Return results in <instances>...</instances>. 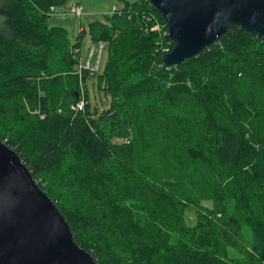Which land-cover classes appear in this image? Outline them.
Returning a JSON list of instances; mask_svg holds the SVG:
<instances>
[{
	"label": "trees",
	"instance_id": "obj_1",
	"mask_svg": "<svg viewBox=\"0 0 264 264\" xmlns=\"http://www.w3.org/2000/svg\"><path fill=\"white\" fill-rule=\"evenodd\" d=\"M64 2L0 0V140L55 202L75 242L101 264H264V37L231 24L164 65L163 48L173 44L162 15L148 0L125 2L89 23L91 40L106 42L105 64L90 76L77 68L84 31L73 39L49 26ZM91 77L102 107L88 101ZM83 84L86 104L74 111ZM165 144L196 183L209 177L232 201L231 215L252 234L243 259L208 217L198 230L183 224L179 197L195 193L176 194L177 183L145 157ZM156 212L164 225L148 215ZM95 220L104 230L91 231Z\"/></svg>",
	"mask_w": 264,
	"mask_h": 264
},
{
	"label": "water",
	"instance_id": "obj_2",
	"mask_svg": "<svg viewBox=\"0 0 264 264\" xmlns=\"http://www.w3.org/2000/svg\"><path fill=\"white\" fill-rule=\"evenodd\" d=\"M173 44L164 65L178 64L231 24L264 37V0H148ZM0 264H101L79 246L63 214L19 154L0 140Z\"/></svg>",
	"mask_w": 264,
	"mask_h": 264
},
{
	"label": "rangeland",
	"instance_id": "obj_3",
	"mask_svg": "<svg viewBox=\"0 0 264 264\" xmlns=\"http://www.w3.org/2000/svg\"><path fill=\"white\" fill-rule=\"evenodd\" d=\"M133 1L135 0H65L63 4L54 9V12L48 18V23L49 26L60 25L66 28L70 37L73 39L81 34L80 30H83L84 32H82L83 35L81 36V56L84 58L88 49L92 46H96V42L91 40L88 32L89 23L92 21H106L107 16L112 15L114 12L112 10L113 7L117 9V11H115L116 13L120 11V8H122L125 2ZM74 5L81 7L82 14L80 17L72 12ZM105 50L101 57L100 70L106 61ZM91 79L86 81L88 101L91 104L97 102L99 107H102L100 100L104 99V93L97 90L95 78L91 77ZM83 86L80 88V98L84 101V104H86V100L83 98L86 94V89L85 86ZM104 102L106 103V101ZM123 142H128V139H123ZM173 150L175 149L173 148ZM173 154L176 157L171 156ZM162 155H166L167 158L163 159ZM145 157L158 165V173L168 174L170 180L177 183L175 186L176 194L180 188H185L187 192L195 193L196 199L193 201H186L179 197V199L183 201L184 206L177 204V212H179V210L182 211L183 224L186 227H196L198 230L200 228L197 225L199 223H205L206 217H208L212 222H215L217 228L220 230L223 242L227 244L230 254L243 259L247 254L246 251L250 248L252 234L243 222L238 219L236 221L231 215V213L234 212L233 204L230 199L227 200L224 197L223 189L218 190V187H216L217 190H214L213 183L210 181L209 177L202 180V183H196L191 169L183 160L179 159L177 151L172 153V147L168 144L157 146ZM73 201L76 202V200ZM152 206L155 209L161 210L157 205ZM163 211L164 210H161V213ZM169 211H172V208H170L166 214ZM157 212L148 215L159 221L161 225H164L162 222L163 219L161 216H157ZM136 213L137 217L135 218L137 222L143 223L145 221L144 215L142 214L143 210H137ZM173 213L175 216V212ZM99 227L102 229L101 224L95 220L91 224V231L97 232ZM143 228L146 232L150 229L147 225H144Z\"/></svg>",
	"mask_w": 264,
	"mask_h": 264
},
{
	"label": "built area",
	"instance_id": "obj_4",
	"mask_svg": "<svg viewBox=\"0 0 264 264\" xmlns=\"http://www.w3.org/2000/svg\"><path fill=\"white\" fill-rule=\"evenodd\" d=\"M114 12L117 11L115 7L112 9ZM72 12L76 13L78 17L81 16L82 10L81 7L78 5H74L72 8ZM113 12V13H114ZM81 28V27H80ZM158 28V25L153 27V29ZM106 48V42L99 40L96 42V46H92L88 49L86 56L83 58L81 56L79 63H78V72L81 73L83 71L88 72L90 76L96 74L100 70L101 65V57ZM163 50L166 52H169L170 49L168 46L163 48ZM84 107V101L82 99H79L75 104L72 106V109L74 111L82 110Z\"/></svg>",
	"mask_w": 264,
	"mask_h": 264
}]
</instances>
